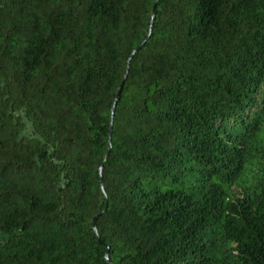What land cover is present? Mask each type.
I'll list each match as a JSON object with an SVG mask.
<instances>
[{"label": "trees", "instance_id": "1", "mask_svg": "<svg viewBox=\"0 0 264 264\" xmlns=\"http://www.w3.org/2000/svg\"><path fill=\"white\" fill-rule=\"evenodd\" d=\"M107 250L264 264V0H0V264Z\"/></svg>", "mask_w": 264, "mask_h": 264}, {"label": "water", "instance_id": "2", "mask_svg": "<svg viewBox=\"0 0 264 264\" xmlns=\"http://www.w3.org/2000/svg\"><path fill=\"white\" fill-rule=\"evenodd\" d=\"M153 16H154V15H152V19H153ZM152 19H151V22H152ZM142 45H143V43H142L140 46H142ZM136 51H137V49H135V50L132 52V54L135 53ZM122 83H123V81L120 83L119 89L117 90L116 97H115V101H114V104H113V106H112V110H111L112 113L114 112L115 104H116V102H117V100H118V98H119V94H120V89H121V87H122ZM96 218H97V216H95V217L93 218V229H94V231L97 233V230H96V227H95V224H94ZM98 242L101 243V240H100L99 237H98ZM105 260H106L107 264H110V262H109V258H108V250L106 251V254H105Z\"/></svg>", "mask_w": 264, "mask_h": 264}]
</instances>
